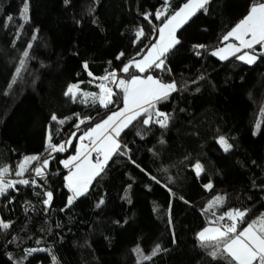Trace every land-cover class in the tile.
<instances>
[{
  "label": "trees",
  "instance_id": "1",
  "mask_svg": "<svg viewBox=\"0 0 264 264\" xmlns=\"http://www.w3.org/2000/svg\"><path fill=\"white\" fill-rule=\"evenodd\" d=\"M186 2L170 0L169 12ZM256 2L210 0L178 31L180 43L166 54L170 71L130 68L125 74L123 66L157 41L154 29L164 20L153 16L149 23L144 14L162 8L163 0H27L26 18L20 15L25 0H0V151L10 158L4 179L36 182L16 184L0 196V220L10 225L0 228V264H52V255L57 264H228L224 255H209L213 248L203 247L198 233L233 209L247 210L240 228L264 214V56L246 64L236 58L244 51L227 60L211 52L227 44L223 37ZM141 28L145 35L137 40ZM26 49L25 69L9 89ZM112 71L125 80L151 74L174 81L177 91L155 103L169 115L168 126H144V117L133 121L119 137L125 154H114L68 205L62 161L76 153L84 131L123 107L114 83L116 103L107 109L83 95H99L101 78ZM70 85H78L75 99L65 95ZM77 114L93 119L77 129ZM49 135L65 148L52 152ZM33 156L39 159L16 176ZM45 159L48 167L38 177L34 169ZM196 163L203 167L199 177ZM209 183L213 187L206 189ZM45 191L53 192L50 206L43 203ZM217 196L222 204L205 211Z\"/></svg>",
  "mask_w": 264,
  "mask_h": 264
},
{
  "label": "snow or ice",
  "instance_id": "2",
  "mask_svg": "<svg viewBox=\"0 0 264 264\" xmlns=\"http://www.w3.org/2000/svg\"><path fill=\"white\" fill-rule=\"evenodd\" d=\"M68 0H66V3ZM210 0H187V2L179 8V10H173L169 12L171 8L170 0H163V7L156 10L155 13H145L144 19L151 23V17H155L156 20H164L161 27L154 29L157 33V41L149 45L148 54L137 60L133 57L128 63H126L120 70L127 74L130 68L139 70L140 73H144L148 69L153 67L160 69L161 71H170L165 67L166 54L180 43V40L176 37L175 33L179 27L187 23L192 16L196 14L199 9H206V5ZM28 11V3L25 0L22 11L20 13L22 18H26ZM166 17V19H164ZM7 21L11 22L13 17L8 16ZM145 35L144 30L141 28L136 32V38ZM234 38L239 41V44H228L225 48H219L211 52V55L218 56L221 60L227 59V54L236 56L238 52L243 49H249L251 51H244L243 54L236 56L238 60L245 63H255L260 56H264V0L253 3L248 15L237 24L229 33L223 37V41ZM35 39V37H33ZM256 45H260V49H256ZM32 47L31 44L27 45V49ZM194 48H204L203 45H194ZM24 50L22 52V58L19 60V66L16 68L15 75L8 85L9 89L16 83L17 78L20 77L21 72L25 69V65L29 58V51ZM199 55V53H197ZM124 54L120 53L117 59H120ZM87 69V64L84 65ZM91 75V73H89ZM202 78V77H201ZM105 81H110L117 85V87L123 92V107L119 108L115 112L103 117L94 126L90 127L83 132V135L79 137L81 141L88 139L89 144L81 146L77 149V154L70 157L67 160L62 161L65 168H72L64 179L67 181L66 187L72 195L67 197L68 205H71L73 201L80 196L84 195L88 190L90 183L95 177L99 176L107 162L113 154L119 153L124 155L123 149H126V145H121L119 141L120 134L123 129L127 128L133 123V121L144 117L142 124L149 126L151 123H156L162 128L168 126L169 115L156 109L155 102H159L167 99L171 92L177 90L176 83H165L161 79L149 74L146 78L140 76H131L130 79L118 78L117 73L112 71L102 77ZM100 88V94L96 93H84V97L91 98L93 103H99L101 107L108 108L109 105L115 104L116 101L112 99L116 93L105 84L98 85ZM78 85H70L65 95H71L75 99L74 89H77ZM7 94V93H5ZM78 118H79V114ZM155 117V119H154ZM162 118V119H161ZM53 121H58L56 115L51 117ZM93 117L79 118V123L76 128L79 129L80 125L91 122ZM59 123L63 124L64 120H59ZM137 135H141L142 132L138 131ZM49 148L52 152L61 151L65 148V144L55 145L51 143V135H49ZM163 143V141H161ZM70 143V141L65 142ZM218 143L222 146L225 152L229 151L231 145L220 137ZM96 154L95 160H92V154ZM39 157H27L24 164L19 166V170L15 172L16 176H23L26 171L25 164L30 160H38ZM78 161V162H77ZM134 163V161H133ZM49 161L43 160L40 167L34 169L35 175L38 177L44 176V170L48 167ZM194 171L199 177L203 171L200 163L194 165ZM9 172L8 168L0 169V196L7 193L8 189L15 188L16 184L35 185L36 182L29 181L27 179H21L18 181L5 180L4 175ZM155 179V177H153ZM159 183V181H157ZM213 185L211 183L205 185L206 189H211ZM43 200L45 206H50L53 198L52 191H45ZM223 197L217 196L213 201L208 204L205 211H210L214 206L222 204ZM104 201L100 200L96 207L99 208L103 205ZM215 215V213H213ZM247 215V210L233 209L227 211L220 216L216 217L215 221L210 223L217 224L216 227H210L203 229L198 233V239L201 241L203 247H212L213 250L209 253L213 259L217 258L218 254L226 256L228 264H264V214H261L256 220L248 223L246 227L240 228L239 225L244 222V217ZM221 221H227L220 223ZM10 225L0 220V228L8 229ZM209 234V235H206ZM36 251H45V249H29L27 255H31ZM50 251V250H49ZM138 254L142 256L144 260L151 259V256H146L141 253L140 249H135ZM160 251L159 245L155 247L152 255H156ZM11 259V257H9ZM52 264H57L55 255H52Z\"/></svg>",
  "mask_w": 264,
  "mask_h": 264
},
{
  "label": "rangeland",
  "instance_id": "3",
  "mask_svg": "<svg viewBox=\"0 0 264 264\" xmlns=\"http://www.w3.org/2000/svg\"><path fill=\"white\" fill-rule=\"evenodd\" d=\"M229 39H231L230 41H228L227 42V44L226 45H224V46H222L221 48H225L228 44H239V41H234V38H229ZM231 56H233V55H231L230 54V52L227 54V57L228 58H230ZM218 59H220L218 56H216ZM227 58V59H228ZM227 59H224V60H227ZM221 60V59H220ZM243 62V61H242ZM245 63V62H244ZM246 64H248V63H246ZM253 64V63H252ZM134 70V69H133ZM136 71V70H135ZM140 73V72H139ZM139 76H141V75H139ZM142 77H145V76H142ZM102 84H105V85H107V87H109V88H111L112 90H113V85H112V83L110 82V81H103V83ZM101 91V90H100ZM113 92H114V90H113ZM74 93H75V97L79 94V90L78 89H74ZM9 155H8V153L7 152H5V151H0V169H2V168H4V166H6L7 164H8V162H9ZM202 166V165H201ZM202 169H203V167H202ZM193 170H194V167H193ZM203 173V171L201 172V174ZM200 174V175H201ZM67 184V183H66ZM71 193V192H70ZM71 195H72V193H71ZM76 200V199H75ZM74 200V201H75ZM73 201V202H74Z\"/></svg>",
  "mask_w": 264,
  "mask_h": 264
},
{
  "label": "crops",
  "instance_id": "4",
  "mask_svg": "<svg viewBox=\"0 0 264 264\" xmlns=\"http://www.w3.org/2000/svg\"><path fill=\"white\" fill-rule=\"evenodd\" d=\"M199 10H200V9H199ZM199 10H198V11H199ZM198 11H197V12H198ZM197 12H196V13H197ZM192 17H193V16H192ZM192 17H191V18H192ZM189 20H190V19H189ZM189 20H188V21H189ZM185 24H186V23H185ZM185 24H183L181 27H183ZM181 27H179V28L177 29V31H176V33H175L176 37H177V33H178V31L180 30ZM230 40H231V39H229L228 41H230ZM234 41H237V40L234 39ZM257 46H259V45H256L255 47H257ZM148 51H149V50H148ZM243 51H251V50H249V49H243L241 52H243ZM241 52H238L236 55L240 54ZM147 54H148V52H147L145 55H147ZM145 55H144V56H145ZM231 57H232V56H231ZM138 60H139V59H138ZM132 69H134V70H136V71L139 72V70L135 69L134 67H133ZM146 71H147V70H146ZM146 71H145V72H146ZM145 72H144V73H145ZM140 77H141L142 79H143V78H146V76H145V77L140 76ZM112 85H113V83H112ZM176 91H177V90H176ZM176 91L171 92L170 95H172V94L175 93ZM170 95H169V96H170ZM155 103H156V102H155ZM125 129H126V128H125ZM125 129H123L122 132H123ZM122 132H121V133H122ZM119 141H120V138H119ZM120 143H121V142H120ZM82 144H83V145H87V144H89V140H88V139H85V140L81 141V140L79 139L78 144H77V147H76V153H75L73 156H75V155L77 154V149H78V148H81ZM113 155H114V154H113ZM113 155H112V156H113ZM71 157H72V156H71ZM95 158H96V154L93 153L91 159H92V160H95ZM111 158H112V157H111ZM111 158L109 159V161L111 160ZM68 159H69V158H68ZM109 161L107 162V164L109 163ZM77 162H78V161H77ZM63 166H64V165H63ZM65 169L67 170V173H68V174H69V172L72 170L71 167H70V168H65ZM68 174H67V175H68ZM92 181H93V180H92ZM92 181H91V182H92ZM90 184H91V183H90ZM89 187H90V186H89ZM216 226H218V225H217V224H208V225L206 226V228L216 227ZM246 226H247V225H245L244 227H246ZM206 235H209V234H206Z\"/></svg>",
  "mask_w": 264,
  "mask_h": 264
},
{
  "label": "built area",
  "instance_id": "5",
  "mask_svg": "<svg viewBox=\"0 0 264 264\" xmlns=\"http://www.w3.org/2000/svg\"><path fill=\"white\" fill-rule=\"evenodd\" d=\"M224 223L226 222V221H223Z\"/></svg>",
  "mask_w": 264,
  "mask_h": 264
}]
</instances>
